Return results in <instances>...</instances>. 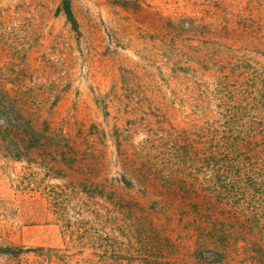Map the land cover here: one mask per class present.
Segmentation results:
<instances>
[{
	"label": "rangeland",
	"instance_id": "1",
	"mask_svg": "<svg viewBox=\"0 0 264 264\" xmlns=\"http://www.w3.org/2000/svg\"><path fill=\"white\" fill-rule=\"evenodd\" d=\"M115 1L71 0L77 36L60 11L61 0H0V84L12 83L15 74L27 86L48 83L50 103L54 96L58 101L50 113L49 102L44 105V116L90 154L100 169L92 180L107 178L112 186L121 167L118 137L123 153L143 145L176 151V129L199 123L194 114L216 85L231 89L243 74L240 60L264 61L257 38L246 46V35L254 36L239 20L251 13L253 29L264 33L261 0H130L126 8ZM182 19L203 32L181 30L176 24ZM30 173L36 181L31 187ZM64 183L41 167L0 156V244L61 247L60 228L43 197ZM129 194L139 198L136 188ZM160 201L169 211L154 219L171 237L172 257L191 264L195 235L179 228L176 197Z\"/></svg>",
	"mask_w": 264,
	"mask_h": 264
},
{
	"label": "trees",
	"instance_id": "2",
	"mask_svg": "<svg viewBox=\"0 0 264 264\" xmlns=\"http://www.w3.org/2000/svg\"><path fill=\"white\" fill-rule=\"evenodd\" d=\"M115 2L124 8L131 3ZM60 11L79 36L71 0H61ZM242 18L254 36L246 35V46L257 38L264 50V33L253 29L251 13ZM176 25L188 33L203 32L189 19ZM258 53L264 60V52ZM244 59L237 64L242 81L227 90L225 83L216 85L212 99L206 97L194 114L199 123L176 129V151L143 145L123 153L118 137L116 186L107 178L92 180L100 169L93 167L90 154L44 116V105L49 102L50 113L58 101L54 96L50 103L48 83L27 86L23 75L15 74L12 83L0 84V156L65 181L43 197L62 246L0 244V264H176L171 237L154 219L168 213L160 201L166 195L176 197L179 228L195 235L191 264H264V61ZM34 176L28 175L30 187ZM134 188L139 198L130 196Z\"/></svg>",
	"mask_w": 264,
	"mask_h": 264
}]
</instances>
